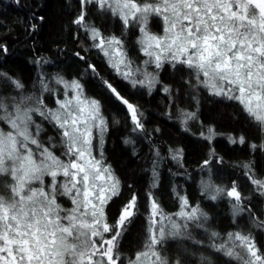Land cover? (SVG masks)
Instances as JSON below:
<instances>
[{"label": "snow or ice", "instance_id": "1", "mask_svg": "<svg viewBox=\"0 0 264 264\" xmlns=\"http://www.w3.org/2000/svg\"><path fill=\"white\" fill-rule=\"evenodd\" d=\"M19 3V0H16ZM79 13L71 21L83 30L91 47L100 51L109 66L133 88H145L149 94L161 86L171 103L180 95L190 96L197 108L201 92L232 102L237 117L245 118L252 132L259 135L255 151H264V0H77ZM91 5L98 17H109L122 25L120 35L105 34L88 18ZM40 22L45 20L39 17ZM38 25L33 23L35 31ZM159 27V30H156ZM137 33L130 44L128 33ZM135 48L144 59L140 65L130 54ZM5 54L8 48L0 44ZM80 59V53H76ZM37 69L50 61L37 57L31 61ZM88 67L95 72V66ZM151 69V70H150ZM170 69L180 87L164 84L162 71ZM98 75V74H97ZM56 85L63 88V99L56 107L45 102V93L57 95L47 75L37 71L40 94H25L19 78L0 72V84L17 95H0V264H185L188 254L185 240L195 244L192 228L203 229L207 247L235 264H264V250L257 246L249 231L228 232L224 237L209 231V216L199 204H190L187 195L172 192L179 211L166 213L156 196L159 173L153 161L152 183L147 192L148 208L144 238L131 255L121 252L124 237L140 214L139 194L133 192L115 218L109 212L111 202L121 192V181L104 155V136L109 122L99 99L86 95L78 79L66 80L57 73ZM108 92L127 109L131 133L146 131L143 113L108 80H102ZM181 123L198 119L196 111L179 109ZM36 117L40 118L37 122ZM117 124L119 120L115 121ZM50 125L58 136H42ZM159 131V129H156ZM217 133L211 126L200 136L211 142ZM125 144H134L126 137ZM229 142L244 145L246 136L229 137ZM57 149H62L59 155ZM178 163L183 149H169ZM135 154V152H134ZM159 158V150H155ZM210 156L216 157L215 149ZM222 164L223 158L216 157ZM211 160L205 159L208 180L201 181L202 194L211 201L227 199L233 217L247 212L255 228L264 230V219L252 210L251 199L243 195L235 180L230 186L212 179ZM182 166V164H181ZM254 191L264 197V177L253 171L251 161L242 165ZM131 187V186H129ZM70 202V207L61 203ZM169 241L177 244L175 258L166 254ZM202 264L213 261L201 254Z\"/></svg>", "mask_w": 264, "mask_h": 264}, {"label": "trees", "instance_id": "2", "mask_svg": "<svg viewBox=\"0 0 264 264\" xmlns=\"http://www.w3.org/2000/svg\"><path fill=\"white\" fill-rule=\"evenodd\" d=\"M88 8L89 20L106 35H120L122 25L117 20L98 17L91 5ZM78 13L77 0H19V3L16 0H0V44L8 48L6 54L0 51V72L19 78L25 85V94L40 92L36 80L37 71L42 70L54 76L59 73L65 79L80 80L86 95L101 101L102 111L109 122V130L104 136V155L121 181L122 194L111 202L109 208L112 217L119 215L120 208L133 192L139 194L140 214L124 237L121 252L126 256L131 255L143 242L148 215L147 192L153 179L154 160L160 163L158 187L154 191L164 211L175 208L176 200L172 194L175 185L177 190L188 196L190 204H199L209 213L214 231L221 235L235 232L239 220L243 221L245 217L252 223V217L247 212L233 217L229 203L224 200L211 201L202 194L196 178L202 172L207 171L208 174V169H202L201 165L205 159H210L212 175L215 178L213 181L227 186L233 180L237 181L243 195L251 199L253 212L259 219H264V197L254 191L242 167L244 163L251 161L255 174L264 177V151H253L249 147L251 143L259 144L261 138L251 131L245 118L236 116L235 105L202 91L197 108L190 96L183 94L175 103H171L169 96L160 90V85L151 94L145 88H133L116 74L100 51L91 47L92 41L83 30L71 23ZM40 16L45 17L43 22H40ZM33 23L38 25L35 31L31 29ZM136 35L134 30L128 33L126 38L130 44H134ZM76 53H80L84 59H80ZM130 54L134 59L139 57L135 48L131 49ZM37 57H43L50 63L37 69L31 63ZM89 64L95 66V72L88 67ZM160 79L164 84L172 85L173 89L180 87L173 80L170 69L162 71ZM102 80H108L126 99L138 106L143 113L146 129L143 135L131 133L132 125L126 107L115 100L102 85ZM0 95L17 93L10 84H0ZM179 109L198 113V119L191 124L187 123L188 131H185L181 123ZM116 120H119L118 124ZM201 126H211L217 133L211 142L200 136ZM44 128L49 136H57L47 123ZM241 134L246 136V144L229 142L230 136L239 137ZM129 136L134 144L123 142ZM170 148L183 149V157L179 163L172 159ZM156 149L159 150V158L155 156ZM211 149H215L216 157L223 158L222 164L217 163L216 157L210 156ZM63 204L66 206L64 201ZM251 232L256 237L257 246L264 250V230L254 228ZM200 256L190 257V264H200ZM214 257L221 259L216 254ZM221 260V264H231Z\"/></svg>", "mask_w": 264, "mask_h": 264}, {"label": "rangeland", "instance_id": "3", "mask_svg": "<svg viewBox=\"0 0 264 264\" xmlns=\"http://www.w3.org/2000/svg\"><path fill=\"white\" fill-rule=\"evenodd\" d=\"M94 10V9H93ZM156 30H159V27H157V29ZM144 59V57L139 53V57L138 58H135V60H136V65L138 66V65H140L141 64V61ZM107 60V59H106ZM151 70V69H150ZM46 75H47V78H48V81L50 82V86L52 87V88H55V89H57L58 91H57V95H53L52 93H45L44 94V96H45V102L47 103V105L49 106V107H52V108H54V107H56V103H55V101H56V98L58 97V98H60V99H63L64 98V96H63V88H62V86H59V85H56L55 84V82H54V79H53V77H54V75H49L47 72H45V71H43ZM66 80H69V81H71L72 79H66ZM29 94H32V93H29ZM40 94V92L38 93V94H36V95H39ZM27 95V94H26ZM36 119H37V122H39L40 121V118L39 117H36ZM182 119H183V117H182ZM195 120H190V121H188L189 122V124H191V123H193ZM0 127H3V128H5V130H7V126L6 125H4L3 123H0ZM205 126H201L200 128H199V130H201L202 131V128H204ZM204 132H207V128H204ZM48 136H49V132H45V134L42 136V139H44L45 141L47 140V138H48ZM57 143H58V138H57V141H56ZM260 142H261V140H260ZM62 151V149H57V152H56V154L57 155H59L60 154V152ZM159 162L157 163V172H158V168H159ZM203 174H200V175H197V178H196V180H197V182H198V186H199V189L202 191V189H201V181L202 180H208V178H209V173L207 174V171H205V172H202ZM212 179H215L214 177H213V175H212ZM219 185V184H218ZM177 191H179V190H177ZM181 194H184V192L183 191H179ZM173 194V193H172ZM185 195V194H184ZM173 197L175 198V196L173 195ZM176 200V199H175ZM222 200H224V201H226L227 203H229L228 202V200L227 199H222ZM65 203H66V206H69L70 207V202H68V201H66V200H63ZM63 201H61V203H63ZM191 205H193V206H195V205H197V204H191ZM230 205V204H229ZM201 208V207H200ZM204 212H206L207 214H208V216H209V220L207 221V227H208V229H209V231H214V228H213V226H212V224H211V216L209 215V213L206 211V210H204L203 208H201ZM177 211H179V201L178 200H176V202H175V208L172 210V211H165L166 213H176ZM243 214V213H242ZM242 214H240L239 216H241ZM240 222H238L239 224H238V229L236 230V231H238V230H243L244 232H249V231H251V230H253L255 227L253 226V224L251 223V221L247 218V217H245V220H239ZM191 230V233H192V237H193V239L194 240H199V241H203V243L202 244H195L194 242H193V240H185L184 242H183V244H184V247L187 249V252H188V254H187V256H186V258H185V264H190L191 262L189 261L190 260V257H195V255H201V254H203L204 256H207V255H209V258L213 261V264H221L220 263V260L221 261H226V262H229V263H231V264H235V262H232V261H229V258H227V257H224V256H222V255H220V254H216V253H214L211 249H209L208 247H207V244H208V236H207V234L204 232V230L203 229H198V228H192V229H190ZM227 233H225L224 235H221V237H224L225 235H226ZM176 247H177V244H176V242L175 241H169L168 242V244L165 246V251H166V254L169 256V257H171V258H175V256L177 255V252H176ZM214 254H216V256L218 255L219 257L218 258H221L220 260H217L215 257H214ZM197 257H199V256H197ZM200 264H202V262H200Z\"/></svg>", "mask_w": 264, "mask_h": 264}]
</instances>
